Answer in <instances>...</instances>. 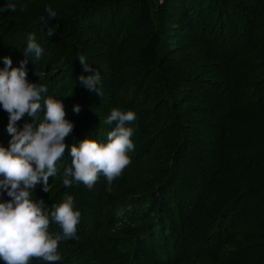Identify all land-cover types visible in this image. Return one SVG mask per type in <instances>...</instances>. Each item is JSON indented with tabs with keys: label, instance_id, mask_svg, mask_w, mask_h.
I'll use <instances>...</instances> for the list:
<instances>
[{
	"label": "trees",
	"instance_id": "trees-1",
	"mask_svg": "<svg viewBox=\"0 0 264 264\" xmlns=\"http://www.w3.org/2000/svg\"><path fill=\"white\" fill-rule=\"evenodd\" d=\"M10 2L15 12L0 11V69L5 56L13 67L26 61L29 82L47 85L42 97L59 99L74 125L66 144L106 142L113 108L136 114L131 163L112 185L100 175L91 189L65 187L66 149L49 192L33 189L49 211L72 195L80 212L78 239L59 242L55 264H264V0ZM30 33L39 61L23 51ZM80 55L100 73V96L77 80L91 74ZM40 103L17 128L38 126ZM7 124L0 107L4 147ZM10 199L0 190V202Z\"/></svg>",
	"mask_w": 264,
	"mask_h": 264
},
{
	"label": "clouds",
	"instance_id": "clouds-1",
	"mask_svg": "<svg viewBox=\"0 0 264 264\" xmlns=\"http://www.w3.org/2000/svg\"><path fill=\"white\" fill-rule=\"evenodd\" d=\"M163 2V0H161ZM16 5L9 2L0 11H16ZM23 11V9H21ZM47 19H54L57 13L46 7ZM56 26L47 29V36L55 34ZM24 53L32 54V61H39L44 49L36 42L35 34L27 36ZM83 74L77 80L89 91L95 90L100 96L98 84L100 73L92 72L84 55L77 59ZM26 61L13 67L10 57L3 58L0 69V107L8 114V146H0V190L11 199L0 202V260L4 264H29L39 259L55 264L61 260L58 254L59 242L78 239L77 225L80 212L74 210L72 195H65L58 204H52L51 211L45 207L43 199H33V189L42 183V190L49 192V177L57 173V164L62 160L66 149L70 152L71 163L62 174L65 187L80 183L91 189L103 175L107 184L112 185L129 166V153L134 151L132 141L134 129L129 126L136 120L132 111L113 108L105 119V124L114 127L107 133L106 142L83 139L79 144L69 146L65 143L73 131V123L65 118L62 102L53 96L42 97L48 86L43 83L29 82L25 68ZM46 109L38 126L24 123L17 128V121L27 114L36 118L41 109L40 101ZM73 111H80L74 105ZM59 226L60 231L50 234V223Z\"/></svg>",
	"mask_w": 264,
	"mask_h": 264
},
{
	"label": "rangeland",
	"instance_id": "rangeland-1",
	"mask_svg": "<svg viewBox=\"0 0 264 264\" xmlns=\"http://www.w3.org/2000/svg\"><path fill=\"white\" fill-rule=\"evenodd\" d=\"M117 227H119V225H117ZM117 227H116V228H117Z\"/></svg>",
	"mask_w": 264,
	"mask_h": 264
}]
</instances>
